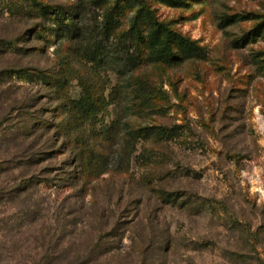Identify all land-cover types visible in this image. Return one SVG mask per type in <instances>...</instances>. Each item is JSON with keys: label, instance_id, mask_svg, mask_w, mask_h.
I'll use <instances>...</instances> for the list:
<instances>
[{"label": "rangeland", "instance_id": "rangeland-1", "mask_svg": "<svg viewBox=\"0 0 264 264\" xmlns=\"http://www.w3.org/2000/svg\"><path fill=\"white\" fill-rule=\"evenodd\" d=\"M176 2L181 4L0 0V159L18 152L13 133L24 113L58 124L57 92L68 101L78 97L95 105L86 125L115 123L120 135L141 127L175 129L168 140L138 142L124 174H106L80 189L72 180L55 181V171L52 183L31 189L32 198L0 203V264H32L43 244L41 232L54 224L58 211L65 214L61 264L85 255L93 239L115 227L93 221V206L116 215L124 228L120 249L126 252L154 240L171 244L150 253L146 264H264V25L246 45L233 46L264 23V0ZM141 6L196 42L203 58L153 65L143 56L128 81L132 89L86 60L80 40H64L52 15L54 9L78 29L84 12L86 22L108 26L118 40ZM236 14L249 19L221 27V19ZM10 69L20 75L9 77ZM61 75L67 84L58 87ZM136 87L148 101L138 97ZM61 159H55L56 168ZM18 175L1 174L0 188H12ZM163 193L178 201H163ZM25 210L28 216L22 215ZM124 259L109 263L125 264Z\"/></svg>", "mask_w": 264, "mask_h": 264}, {"label": "trees", "instance_id": "trees-1", "mask_svg": "<svg viewBox=\"0 0 264 264\" xmlns=\"http://www.w3.org/2000/svg\"><path fill=\"white\" fill-rule=\"evenodd\" d=\"M161 2L169 6L181 4L176 0H161ZM42 9L46 11V7ZM52 10V15L61 30V37L66 41L80 40L85 59L114 73L125 84V89H132V84L129 85L128 81L134 78L136 66L141 63L143 56L146 63L153 65L177 64L203 58L201 48L196 42L173 31L158 19L154 10L147 6H141L138 9L129 31L118 40L111 38L108 26L86 22L84 12L79 15V28L77 29L71 26L61 13ZM248 19V16L236 14L221 19L220 25L222 28H226ZM263 25L264 23L256 25L242 38L237 39L233 46L241 48L246 45L245 43L249 42ZM25 70L27 72V69ZM7 71H9V77L20 75V72L15 70ZM5 73L7 72H2V75L5 76ZM66 84V78L61 75L57 83L58 87H63ZM139 89L136 87V91L140 94L138 97L142 101H148L143 88ZM63 95V92L56 93L55 99L60 120L56 126L52 125L50 121L39 119L38 115L36 117L24 113L18 120V126L15 127L13 133L14 142H16L14 147L18 152L0 159V175L12 172L19 173V175L13 180L12 188L8 186L0 188V203L32 198V195L29 194L31 189L37 183H52L53 180L49 177L55 171H59L54 173L58 175L55 181L64 184L66 181L72 180L76 182V188L80 189L99 182L106 174H124L127 172L126 167L131 164L132 158H134L138 142L158 143L161 140L170 139L175 133L174 128L141 127L137 130L138 133L129 129L127 130L128 134L120 135L123 130L115 123L110 126L102 124L100 128H96L92 122L90 125H86L85 122L87 123L96 112L95 105L78 97L68 101V98ZM41 111H43L42 108ZM38 131H43L40 138L37 135ZM38 139L42 141L39 142ZM116 139H121L120 143H114ZM144 154L146 155V153ZM63 157L65 158L62 160ZM55 159L56 162L57 159H61L58 161L60 169L56 168ZM56 185L60 186V184ZM159 195L163 201L168 203L178 201L173 193ZM92 208L94 209L93 221L107 227L113 223L115 227L104 236H98L96 241L93 239L91 241L93 245L85 250V255H72L70 259L66 258L67 263L64 264H111L109 262L117 258H125L123 261L125 264H129L132 261L131 256L138 259L132 261L131 264H146L145 258L150 253H159L170 249L171 244L168 246L169 248L164 247L163 242L158 240L143 242L142 246L140 245L138 248L136 244H133L129 248V252L120 249V245L125 239L124 228L119 226L120 223L116 219V215H105L104 211L99 212V208L95 206ZM21 213L28 216V210ZM64 218L65 214L58 211L55 214L54 224L43 229L41 232L43 244L40 245V251L38 250L40 253H37L32 264H61L63 253L60 250L64 243L61 223ZM94 254L101 255L94 256ZM104 255H109L105 261H103Z\"/></svg>", "mask_w": 264, "mask_h": 264}]
</instances>
